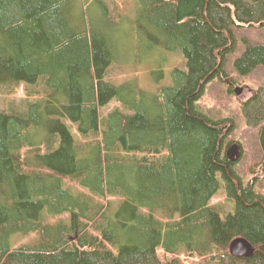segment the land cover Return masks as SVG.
Here are the masks:
<instances>
[{"label": "trees", "instance_id": "trees-1", "mask_svg": "<svg viewBox=\"0 0 264 264\" xmlns=\"http://www.w3.org/2000/svg\"><path fill=\"white\" fill-rule=\"evenodd\" d=\"M110 1L0 0V85L43 87L0 110V264H264V0ZM124 19L186 70L109 77Z\"/></svg>", "mask_w": 264, "mask_h": 264}, {"label": "rangeland", "instance_id": "rangeland-1", "mask_svg": "<svg viewBox=\"0 0 264 264\" xmlns=\"http://www.w3.org/2000/svg\"><path fill=\"white\" fill-rule=\"evenodd\" d=\"M106 1L111 8V1ZM119 31L122 35L119 43H117V47L118 57L121 63L115 64L112 67L109 77L115 80H123L126 78V76H134L138 79L143 88L151 90L160 85L169 83L170 72L172 69L181 68L186 70L184 57H182L181 53L164 50L162 51L157 47H149L146 41L139 40L136 35L133 36L132 28L125 19L122 21L121 26H119ZM158 70L163 72V78H161L159 81H156L158 75L154 72ZM262 84L264 85V83ZM235 85L243 87V91L238 96H236L231 89V102L232 105L235 106L234 109H236L238 105L245 104L248 100L253 98L256 93L255 91L258 88L255 83L248 80H242V82ZM42 88V83L40 81L35 84V86L30 84L25 86L20 85L19 87L18 85L9 87L0 85V110L6 109L8 106L13 108H22L28 99L32 101L36 97L40 96L39 94H31L29 95V98L26 96V90H30V93H35L41 91ZM236 116L239 118L237 119V124H239L240 128H242L244 122L240 119V114H236ZM260 178L264 180V175H260ZM260 186L261 188L264 187V185ZM212 203L222 205L227 211H229L231 208V204L225 200V193L222 188L218 190L217 194L212 200ZM64 216H67V214H62V217ZM35 238V233H29L26 235L20 233L13 234L10 237V248L27 244L28 242L33 241ZM163 255L164 253L162 248L158 247L157 256L160 259H163ZM178 255L183 258L185 254H183L181 251ZM168 257H171V254H169ZM186 264H198V261L196 258L188 257Z\"/></svg>", "mask_w": 264, "mask_h": 264}, {"label": "water", "instance_id": "water-1", "mask_svg": "<svg viewBox=\"0 0 264 264\" xmlns=\"http://www.w3.org/2000/svg\"><path fill=\"white\" fill-rule=\"evenodd\" d=\"M225 82L233 87L232 90L236 96H238L242 91L243 87L241 86H233L229 79H226ZM226 156L230 162L236 161L240 157V147L237 143H232L226 149ZM230 252L236 256H249L252 253L251 245L242 238L234 239L230 244Z\"/></svg>", "mask_w": 264, "mask_h": 264}, {"label": "bare ground", "instance_id": "bare-ground-1", "mask_svg": "<svg viewBox=\"0 0 264 264\" xmlns=\"http://www.w3.org/2000/svg\"><path fill=\"white\" fill-rule=\"evenodd\" d=\"M226 79H229L230 80V78L228 77V78H226ZM225 79V80H226ZM225 80H224V82H225ZM231 82V81H230ZM226 83V82H225ZM232 84H233V86H235V84H234V82H231ZM227 84V83H226ZM228 85V84H227ZM229 86V85H228ZM231 89L233 88V87H231V86H229ZM231 145V143L230 144H228L227 146H226V149L229 147Z\"/></svg>", "mask_w": 264, "mask_h": 264}]
</instances>
